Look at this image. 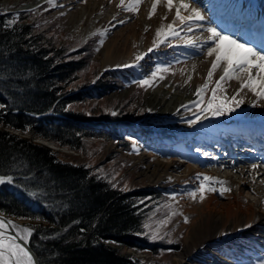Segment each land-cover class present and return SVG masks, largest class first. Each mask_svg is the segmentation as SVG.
I'll return each mask as SVG.
<instances>
[{
  "label": "trees",
  "instance_id": "16d2710c",
  "mask_svg": "<svg viewBox=\"0 0 264 264\" xmlns=\"http://www.w3.org/2000/svg\"><path fill=\"white\" fill-rule=\"evenodd\" d=\"M34 25L0 6V175L13 178L0 184V212L29 221L30 246L40 264H148L118 251L128 245L157 252L142 235L158 190L123 191L91 167L7 130H31L77 152L82 137L114 138L106 127L86 123L90 115L67 107L107 93L99 75L68 89L88 66L84 58L93 42L77 48L83 57L66 60V48Z\"/></svg>",
  "mask_w": 264,
  "mask_h": 264
},
{
  "label": "bare ground",
  "instance_id": "6f19581e",
  "mask_svg": "<svg viewBox=\"0 0 264 264\" xmlns=\"http://www.w3.org/2000/svg\"><path fill=\"white\" fill-rule=\"evenodd\" d=\"M13 1L17 4L29 3L26 6L28 10L47 3V0ZM195 1L206 12L205 14L198 8L205 17L203 21L199 22L201 27L192 33L181 32L180 39L172 40L176 46L160 45L151 53H148L147 50L156 38V30L162 25L166 27L167 24L173 22L175 8L179 6L180 0H174L172 11H168L163 0H160L151 19H148V13L151 10L153 0H144L141 10L135 16L125 13L126 6L122 7L120 0L111 7H109L110 0H98L97 2L95 0H54L56 5L54 11L56 14H64L69 11L66 18L68 24H73L74 32L82 29L87 31V28L93 24L91 31L102 32L106 36H110L106 39L101 50V62L103 64L100 68L104 70L123 67L126 64H136L135 57L141 53H147V55L138 62L135 68L142 74L152 70L150 63L156 58L164 62H172L176 55L191 57L187 70L177 72L172 76L158 75V80L153 82L146 95L148 106L162 113L157 121L169 122V126L163 129L172 130L182 138L183 132H188L192 128V126L186 127L185 124L187 123L184 122L192 118V115L186 113V109L182 108L181 105H189L190 107L189 102L197 100L194 93L201 83L202 64L207 63L211 66V61L214 59V57L207 56V45L204 49L188 48L183 46V39L192 37L194 39L199 38L200 41L205 40L208 35L206 32L208 26L203 22L214 16L218 18L217 23L213 21L218 31L232 34L241 28V33L237 35V39L242 42L247 39L248 30L254 32L264 29V21L261 22L262 19L264 20V8L257 3L254 5L253 3L246 4L245 0ZM183 2L188 3L187 0H183ZM239 3H242L244 8ZM79 5L82 6L79 7ZM189 5L194 7L193 4ZM188 14V11L182 10V15ZM254 14L262 16L257 19ZM132 17L135 19L130 23ZM163 17H167V19H162ZM119 20H124L125 23H117ZM176 23L178 24V22ZM252 40L256 47L264 49L263 33L254 35ZM222 74L221 66L219 77ZM160 76H163V79H160ZM246 78L244 73H240L238 79L233 78L232 80H238L237 85L228 89L227 96H233ZM244 90L243 104L239 107L242 114L234 115L235 120L232 124L227 123V125L231 124L229 125V130H232L231 134L240 135L244 138V142H241V139H234L231 136V142L239 146V150L232 151L230 146L223 142L221 149L228 158L216 153L215 159L211 157L204 160L187 153L179 154L178 157L167 156L166 159L155 158L146 167L151 173L148 177H152L151 180L158 185L169 181L165 185L166 188L174 187L176 190L188 191L194 183L199 182L195 178L199 174L224 182L223 185L213 183L215 184L214 188L230 189L221 195L219 191L212 192L209 187L211 192H206L203 200H193L189 192H185L186 194L175 199L178 200L177 208L181 219H184L186 215L190 216L188 224L184 223L182 226L186 228L184 237L186 247L188 248L191 243H195V247L200 249L212 245L211 248L215 251L204 253L206 261L211 262V264H230L226 255L221 253V248L227 237L234 232L237 233V241L243 242V244L237 242L231 244L237 253L251 256L264 253V155H262L261 161H252L243 156V149L240 147L241 145L250 146L264 153V99H260V105L254 112H249L254 108L253 105L259 98L247 89ZM250 124L257 125L258 128L253 129ZM147 157L149 156L144 154L138 155L136 163ZM190 161L198 163V166L189 163ZM252 164H256L258 167L253 169ZM179 170V174H173L174 171ZM196 186L198 189L199 185ZM4 218L13 221L20 228L27 227L18 219L5 216ZM8 235L14 236L16 233L9 230ZM17 242L26 247L24 241L17 239ZM250 247L255 250H251ZM185 252L187 251L178 255L181 259L180 262L187 257ZM233 252L235 253L234 250Z\"/></svg>",
  "mask_w": 264,
  "mask_h": 264
},
{
  "label": "rangeland",
  "instance_id": "374dc122",
  "mask_svg": "<svg viewBox=\"0 0 264 264\" xmlns=\"http://www.w3.org/2000/svg\"><path fill=\"white\" fill-rule=\"evenodd\" d=\"M97 1L98 0H95V2ZM117 1L118 0H110L109 7L114 5ZM143 1L144 0H142V2L138 5L137 11H127L125 13H130L132 16L137 15V13L142 8ZM188 1L193 2V0ZM28 4L29 3L17 4L13 0H0V6L5 7L6 11H9L10 13L20 11L19 13L28 18L31 23H35L34 28L36 30L39 32L46 31L47 34L52 35L53 39H51L54 44H58V47L66 48L65 55L68 57L65 58L66 60H69V58L79 59L83 57L81 52H75L79 47L78 42H84L92 36H98L97 43H92V45L88 47L92 50L91 54L84 58L85 61H88V66L85 70L77 73L78 79L74 81L72 86L68 89L69 91L76 90L89 83L92 81L94 76L100 75L99 70L101 69L100 72L102 75H100V79L109 84L106 88V92H109V94L107 96L105 94L99 100L91 99L88 101L82 100L80 102H73L68 104L67 107L75 109L76 111L82 112L86 115H90L91 117H97L104 114L112 115L113 112L116 114L128 113L126 116L129 118L131 117V119L134 120L133 123L128 122V128L132 135L130 137L133 139V142H130L128 140L129 138H124L129 143L133 144L138 150L131 151V148H129V145L127 144L122 146L121 144H116L117 142L114 143V141H109V143H106L100 138L82 137V143L80 144L81 151L77 152L70 148L59 146L57 143L46 138L39 137L31 130L18 131L11 128H7V130L17 136L28 139L32 143L57 152L60 157L67 161L81 165L85 164L91 167L99 174L105 175L116 182L118 184L116 185L119 187V189L123 191L158 190L160 195L155 199L157 202H154L150 214H147V220L144 222V232L142 235L145 237L147 244H153V247H155V251L157 252L154 253V250L151 249L140 250L136 247L123 245L119 247L118 253L120 255H129L130 257L139 258L143 261H146L148 264H211V262L206 261L204 253L215 251L213 248H211L212 245L200 249L195 247V243L192 244L190 242V246L188 248L186 247L184 242L186 228L182 227L185 222L184 219H181L180 212L177 208L178 200H175L180 195L186 194L185 192L191 193L193 191H196L197 194L195 198L191 196L192 199L196 201L201 200L200 196H197L200 194L196 185H199L203 179V176L199 175L200 179H197L196 176L195 178L196 180H199V183L197 184L196 182L188 191H183V189L176 190L174 187L166 188L165 185L169 181L158 185V183H155V181L151 180L152 177H148L151 173L148 171V169H146L148 163L152 162L155 158L166 159V157L162 156V153L166 154V156L175 157H178L177 155L179 154L188 153L200 156L205 160L216 156L215 150L211 149L209 145L204 143V139H201L200 143L192 144V142H195V140L198 139H196V136L192 135L193 133L188 134V138L184 136L182 139H180V136L174 131L161 133V131L158 129H161L165 126L160 127L156 122L158 117L162 116V113L151 109L146 102L147 91L152 86L153 82L158 80V75L172 76L177 72L179 73L185 69L187 70L191 61V57L176 55L175 60L172 62H164L156 58V60H151L150 67L152 70L146 74L140 73L135 67H114L104 70L100 68L103 64L101 62V50L106 39H108L110 36H106L105 34L101 36L100 33L102 32L91 31L93 29V24L87 28V31L86 29H82L81 31L74 32L73 24H68L66 18L69 11L65 12L64 14H56L54 7L48 3L39 8H32L28 10L26 9ZM123 5H126V7H129L130 5L135 6L132 5L131 0H124ZM81 6L82 5H79V7ZM40 12H43V14H39ZM134 19L135 18L132 17L130 23H132ZM158 65L166 66L168 71L158 72L157 77L152 78L150 74L156 69ZM202 66V74L200 76L201 83L199 86L205 84L206 82L208 84V89L202 92L201 99L204 100L205 98H210L211 89L215 87V82L219 79V71L221 70V67L214 70L213 76L208 78L207 73L211 66L207 63H203ZM123 70H132L139 80L149 78L152 80V84L150 86H144L142 89H138L134 87L138 84L137 81L121 85L115 81L113 77H110L116 75L118 71ZM124 79L126 80V78ZM237 81L238 80L232 79L225 80L222 82L221 88L225 89L227 94L230 87L237 85ZM210 85L211 88L209 89ZM244 91V89L241 90V92L239 91L237 96L238 99L243 100ZM224 94L225 92H219L218 90V96ZM235 94H237V92H235ZM260 102L261 100L257 99L255 102L256 108L254 107L250 112H254L257 107H259ZM239 110V108L236 109L237 112H239ZM195 111L196 109L192 108L191 112L186 110V113L192 115V112ZM211 118L213 117L209 116L208 119L204 120H214ZM217 119L225 120L226 116L223 115ZM88 121L91 123L100 124L104 123L105 119L103 121L102 119H92ZM200 123L201 122L197 123L196 126ZM185 126L187 127L189 125L185 124ZM169 136H173L175 140L172 141V144H170L168 147L165 146L164 148L162 144H160V141L166 140ZM196 149H200V151H197ZM204 152L209 153V155H203ZM218 153H220V155L223 154L221 150H218ZM141 154L147 155L149 157L146 159L144 158L139 163H136L138 155ZM192 164L196 165L195 163ZM179 173L180 170L173 172L175 175ZM205 186L206 188L209 187L207 182H205ZM211 187H215V184H212ZM206 192L211 191L208 190ZM205 193L204 196H206ZM185 217H187L189 222L190 216L186 215ZM20 220L26 224L28 222V220L25 219ZM188 222L186 224H188ZM145 225H147V227H145ZM153 234L156 235L155 239L151 238ZM236 237V232L227 237V240L224 242L222 252H226L229 249V243L233 244L237 242L239 244H243L241 241L238 242ZM251 250L255 249L251 248ZM184 251H187L185 252V254L187 253V257L184 258L182 262H180L181 259L178 257V255ZM227 259L230 260V264H257L258 261H264V253H261V255L258 256L242 255L239 253L236 255H228Z\"/></svg>",
  "mask_w": 264,
  "mask_h": 264
},
{
  "label": "snow or ice",
  "instance_id": "6c2138e0",
  "mask_svg": "<svg viewBox=\"0 0 264 264\" xmlns=\"http://www.w3.org/2000/svg\"><path fill=\"white\" fill-rule=\"evenodd\" d=\"M142 0H132V5L125 8V11L135 12L138 10V5ZM160 0H153L151 10L148 13V18L151 19L154 15L157 4ZM168 11H172L174 7V0H163ZM47 3L56 6L54 0H47ZM120 4H124V0H120ZM182 10L188 11V15H182ZM162 19H167L163 17ZM205 19L204 15L201 14L200 10L195 7H190L188 3L180 0L179 6L175 8V17L172 23L167 24V26H161L156 30L155 39L153 40L152 46L148 48L147 52L151 53L154 49L160 45H166L167 47H174L172 40H178L181 38V32L192 33L196 29L200 28V21ZM115 20V18H114ZM178 22V24L176 23ZM11 23H15L13 20ZM119 24L125 23L124 20L117 21ZM115 27V25H113ZM206 32L208 33L207 38L200 41L199 38L185 37L183 39V46L188 48H200L204 49L206 47V53L209 57H214L211 61V67L208 70L207 76L211 78L213 76L214 70L222 66V75L215 82V87L211 89V96L206 101L200 99L202 92L208 89L207 82L196 88L194 95L197 100L190 101L189 105H181L182 108L191 112L192 108L196 111L192 112V118L185 120L189 126L196 125L204 119L211 117H220L226 114L235 112L241 104H243L242 99H238L239 91L247 89L253 93L257 98L264 99V49H256L253 46L240 42L238 39L233 38L229 35L223 34L218 31L215 27H207ZM101 36L104 33H100ZM102 43V41H101ZM147 53H141L135 57L136 64H126L123 67H136L138 62L144 58ZM168 68L163 65H158L156 69L150 74L152 78L157 77L158 72H167ZM246 74V79L240 84L239 89H237V94L228 97L226 90L221 88L222 82L225 80H231L233 78H239V74ZM163 79V76L159 77ZM191 79V77H189ZM141 87L150 86L152 80L149 78L141 79L138 81ZM225 92L224 95L218 96L217 92ZM203 105V107L201 106ZM4 105L0 104V108ZM179 112V109L177 110ZM112 115H116L115 112ZM200 151V149H196ZM135 151V149H134ZM203 155L208 156L209 153L204 152ZM215 159V157H213ZM258 165L252 164V168H257ZM197 179H200L199 174ZM13 178L7 175H0V184L12 183ZM205 182L208 183L211 191H219L221 195L224 192L230 191L227 188H214L211 187L213 183L223 185V181H219L216 178L209 177L207 175L203 176V179L199 183L198 191L200 194V199H204V193L209 190L206 188ZM197 192L193 191L190 195L195 198ZM175 214V213H174ZM184 222L187 223V217L184 218ZM147 227V225H145ZM9 230L16 233V235H8ZM34 230L31 228H20L15 225L11 220H6L2 214H0V264H38L31 250L25 247L23 244L18 243L17 239L24 241L27 244L29 237H31ZM81 231H84L81 229ZM153 239L156 235L153 234ZM257 264H264V261H258Z\"/></svg>",
  "mask_w": 264,
  "mask_h": 264
},
{
  "label": "water",
  "instance_id": "95a60500",
  "mask_svg": "<svg viewBox=\"0 0 264 264\" xmlns=\"http://www.w3.org/2000/svg\"><path fill=\"white\" fill-rule=\"evenodd\" d=\"M3 216H5V217H7V218H8V217H9V218H13V217H10V216H8V215H3ZM26 247H27L28 249L31 250L32 255L34 256L35 260L38 262V259H37L36 254L34 253V251L31 249V247H30V245H29V241H28V243L26 244ZM38 264H39V262H38Z\"/></svg>",
  "mask_w": 264,
  "mask_h": 264
}]
</instances>
